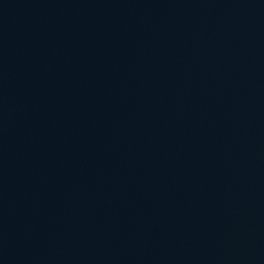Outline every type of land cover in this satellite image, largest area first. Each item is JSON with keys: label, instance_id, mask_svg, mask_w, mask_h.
I'll list each match as a JSON object with an SVG mask.
<instances>
[{"label": "water", "instance_id": "1", "mask_svg": "<svg viewBox=\"0 0 264 264\" xmlns=\"http://www.w3.org/2000/svg\"><path fill=\"white\" fill-rule=\"evenodd\" d=\"M0 264H264V0H0Z\"/></svg>", "mask_w": 264, "mask_h": 264}]
</instances>
